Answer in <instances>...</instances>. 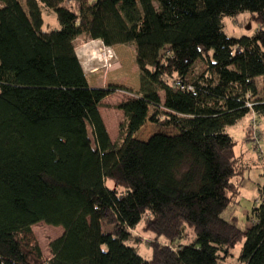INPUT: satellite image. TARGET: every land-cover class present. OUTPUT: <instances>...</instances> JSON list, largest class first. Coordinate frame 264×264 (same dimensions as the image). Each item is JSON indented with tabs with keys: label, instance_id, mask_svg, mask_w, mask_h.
I'll use <instances>...</instances> for the list:
<instances>
[{
	"label": "trees",
	"instance_id": "16d2710c",
	"mask_svg": "<svg viewBox=\"0 0 264 264\" xmlns=\"http://www.w3.org/2000/svg\"><path fill=\"white\" fill-rule=\"evenodd\" d=\"M242 13L261 29L227 36ZM82 36L136 48L119 144L100 106L125 88L91 87ZM250 114L264 117V0H0V264H223L239 245L240 264H264V191L249 227L225 218L239 194L228 128ZM148 123L172 132L139 140ZM147 215L169 242L150 260L128 244ZM41 222L64 229L49 262Z\"/></svg>",
	"mask_w": 264,
	"mask_h": 264
},
{
	"label": "rangeland",
	"instance_id": "374dc122",
	"mask_svg": "<svg viewBox=\"0 0 264 264\" xmlns=\"http://www.w3.org/2000/svg\"><path fill=\"white\" fill-rule=\"evenodd\" d=\"M43 15L46 31L60 29L54 13H49L44 9ZM224 26L227 36L234 38L253 36L261 29V25L256 23L249 13H242L234 18H226ZM76 50L80 56V62L84 64V71L91 87L108 88L118 86L125 88L124 90H117L113 95L106 98L100 106V112L108 132L113 141L119 144L122 141L120 127L124 124L125 117L117 107L123 101L134 98L140 88L136 48L130 45H118L115 49H110L104 46L101 41H92L82 36L76 41ZM110 53L114 57L112 61L109 58ZM165 131L172 132L171 129H164L157 124L148 123L138 133L137 138L147 141L153 134ZM254 131L257 133L255 136L258 141H255L252 137ZM229 132L237 141L235 151L237 176L234 181L239 194L236 200L238 204H234L227 211L225 218L231 220L237 217L240 226L245 229L250 226L249 217L252 216L254 206L260 203L261 193L264 191V117L250 114L235 126L229 127ZM90 138L95 146V138L91 129ZM148 218V215L145 216L143 221L131 230L132 239L128 243L135 247L146 260L152 258L151 243L159 240L162 243L169 244L165 239H157L154 234L147 231ZM32 232L44 260L49 262L53 257L51 244L64 235V229L41 222L32 227ZM194 240V231L187 229L185 238L179 243L173 244V247L178 249L179 245H188ZM240 253L241 245L231 252V255L225 259L223 264H240Z\"/></svg>",
	"mask_w": 264,
	"mask_h": 264
},
{
	"label": "built area",
	"instance_id": "2783aa9c",
	"mask_svg": "<svg viewBox=\"0 0 264 264\" xmlns=\"http://www.w3.org/2000/svg\"><path fill=\"white\" fill-rule=\"evenodd\" d=\"M109 58H110L111 61L114 59V57H113V55L111 53H110V57ZM182 88H184V86H182ZM189 89L192 90L193 88L189 87ZM253 134H254V136H252V137L255 139V141H258V138L255 136L257 133L254 131V132H252V135Z\"/></svg>",
	"mask_w": 264,
	"mask_h": 264
},
{
	"label": "crops",
	"instance_id": "0c3cea01",
	"mask_svg": "<svg viewBox=\"0 0 264 264\" xmlns=\"http://www.w3.org/2000/svg\"><path fill=\"white\" fill-rule=\"evenodd\" d=\"M116 48V46L115 47H112V49H115ZM111 49V48H110ZM77 55H78V57H79V59H80V56H79V54H78V52H77ZM81 61V60H80ZM81 64H82V62H81ZM82 66H83V68H84V64H82ZM86 73V72H85ZM139 90V89H138ZM124 115V114H123ZM228 132H229V128H228ZM230 133V132H229ZM231 134V133H230ZM232 135V134H231ZM111 136V135H110ZM233 136V135H232ZM111 138H112V136H111ZM113 140V139H112Z\"/></svg>",
	"mask_w": 264,
	"mask_h": 264
}]
</instances>
